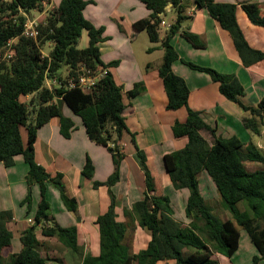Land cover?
Instances as JSON below:
<instances>
[{
	"label": "trees",
	"instance_id": "trees-1",
	"mask_svg": "<svg viewBox=\"0 0 264 264\" xmlns=\"http://www.w3.org/2000/svg\"><path fill=\"white\" fill-rule=\"evenodd\" d=\"M43 1L0 0V48L16 39L15 59L0 63V162L10 167L15 157L22 156L28 165V193L21 203L27 206L28 213L33 200V185L38 184L41 189L35 220L20 238L22 249L8 258L3 253L12 246L14 238L8 228L13 212H0V264H51L49 258L41 253L43 244L36 235L39 226L43 237L56 238L71 253L79 254L80 264H157L164 260H174L175 264H213L211 258L214 253L233 257L239 249L241 229L249 234L257 248L259 255L254 257L253 264L264 261V152L256 149L245 152L244 144L238 137L218 138L215 130L189 107V87L173 72V63L179 60V55L172 39L180 33L196 48L205 45L197 35L182 30V24L187 20L184 0H139L151 14L148 19L139 21L135 28L145 30L151 43H161L164 50L159 76L168 98L167 110L186 108L188 112L186 122H176L172 128L175 138L186 137L188 143L182 150L166 155L164 160L174 188L189 191L186 217L190 222L188 226H183L176 221L170 199L152 194V176L145 157L137 148L145 170L146 192L144 199L134 204L132 212L139 226L151 232L152 240L147 249L136 255L130 253L125 245L128 226L117 221L116 198L111 193L108 211L96 221L102 232L100 254L97 257L83 256L77 242V228H63L51 216V206L46 198L48 185L59 190L69 211L75 212L77 208L76 202L66 195L63 175L52 177L37 163V132L51 119L60 118L61 134L69 139L75 124L64 115L63 107L69 108L82 119L89 139L108 147L112 153L115 172L105 184L94 183L96 188L102 185L112 187L120 179L119 169L124 158L118 142L128 131L123 115L126 105L122 88L115 83L110 72H105L91 93L67 86L70 78L78 76L81 65L97 72L117 65L111 63L107 66L101 60L98 44L103 40L104 29L96 28L84 15L91 1L62 0L57 8L48 12L39 28V36L36 39L26 38L23 36L26 15L35 10L43 12ZM193 2L199 9H206L221 28L229 32L245 65L264 60V53L252 50L245 40L237 23L235 5L215 0ZM169 6L176 14V21L161 39L160 25ZM243 8L254 25L264 27V17L255 5H243ZM84 31L89 38L88 47L79 49ZM46 44H53V50L48 57H42V48ZM153 50L150 48L148 51ZM186 64L208 74L219 84L220 92L227 100L240 105L250 114L243 120L245 128L255 135L261 134L264 128V98L256 107H247L241 102L245 89L236 77L221 74L212 68ZM63 67L69 68L66 78L59 73ZM55 79L61 82V87L48 88L46 81ZM30 96L32 99L25 101ZM129 96L133 97L134 93ZM59 101L62 108H59ZM23 129L27 131L26 145L22 141ZM202 132L211 134L212 146ZM247 163L259 164L262 169L250 171ZM202 171L213 179L230 220L223 222L207 206L199 190L198 175ZM83 175L93 179L94 167L90 160L84 166Z\"/></svg>",
	"mask_w": 264,
	"mask_h": 264
},
{
	"label": "crops",
	"instance_id": "crops-1",
	"mask_svg": "<svg viewBox=\"0 0 264 264\" xmlns=\"http://www.w3.org/2000/svg\"><path fill=\"white\" fill-rule=\"evenodd\" d=\"M45 1L48 5L44 6L43 12L32 11L29 15L45 21L48 12L57 8L62 0ZM89 1L91 3L84 11L85 17L96 28L104 29L103 40L98 44L101 60L107 66L117 63L114 67L99 71L112 74L115 83L122 88L126 105L123 115L128 131L118 142L124 154L119 169L120 179L112 187L94 186L95 182L105 184L115 172L113 155L108 147L89 139L82 119L66 106V110L63 107V113L75 124L71 137L67 139L61 134L60 118L51 119L37 132L35 159L52 177L63 175L66 195L76 202V211H69L61 199L59 190L50 185L46 198L51 206V216L59 226L77 228V242L84 257H97L100 254L102 232L96 221L108 211L111 193L116 198L117 221L128 226L125 245L131 254L136 255L147 249L152 240L151 232L139 226L132 212L134 204L143 200L146 192L145 170L137 148L145 157L146 166L152 176V194L167 196L170 199L176 221L183 226H188L190 222L186 217L189 191L174 188L164 160L166 155L182 150L187 145L188 139L175 138L172 128L176 122L185 123L188 112L186 108L167 110L168 98L159 76L164 50L161 43H151L145 30L135 28L139 21L149 18L151 12L147 7L139 0ZM215 2L236 6L237 23L249 47L264 53V27L254 25L243 8V5H255L264 17V0ZM184 3L187 6V20L182 24V30L197 35L205 45L203 48H196L180 33L172 39V45L179 55V60L173 63V72L189 87V107L198 112L206 124L215 130L218 138L238 137L244 144L245 152L251 149L264 152V128L260 135L247 130L243 120L250 114L240 105L227 100L221 94L219 84L208 74L194 70L186 64L212 68L221 74L236 77L245 89L241 102L247 107H256L264 98V60L245 65L229 32L223 30L206 9H199L193 0H184ZM169 12H174L171 6L168 7ZM174 15L170 22L165 19L164 21L168 24L174 23L175 12ZM166 32L161 29V39ZM83 35L84 33L82 37ZM87 40L89 43V38ZM150 48L154 50L149 52ZM130 93H134V96L130 97ZM21 135L26 145L27 131L23 129ZM202 136L210 146L213 145V137L209 132H202ZM87 160H90L94 167L92 180L83 175ZM250 164L262 169L259 164ZM28 170L22 156L15 157V162L10 167L0 162V212H13V220L8 223V228L14 236L10 247L12 254L21 251L20 238L34 222L41 199L40 186L35 184L32 187L33 200L29 213L27 206L21 204L28 193ZM198 179L199 190L207 206L223 222L230 220L210 175L202 171ZM37 228L39 241H58L56 238L40 237L41 226ZM15 240L17 245H13ZM64 255L63 260L68 264L81 263L79 254L67 252ZM258 255L249 234L241 229L239 249L233 257L227 258L214 253L211 261L213 264H253L254 257ZM157 264H175V261L164 260ZM258 264H264V261Z\"/></svg>",
	"mask_w": 264,
	"mask_h": 264
},
{
	"label": "built area",
	"instance_id": "built-area-1",
	"mask_svg": "<svg viewBox=\"0 0 264 264\" xmlns=\"http://www.w3.org/2000/svg\"><path fill=\"white\" fill-rule=\"evenodd\" d=\"M45 2H46L45 0L42 2L43 7L48 5ZM37 12L39 13L40 11ZM44 22L45 21H42L37 17H32L29 14L26 15V22L24 25L23 36L26 38L36 39L39 36V28L41 25L44 24ZM160 27L161 29H165L167 31L171 28V24L162 21ZM15 44H16V39H13L10 40L5 47L0 48V63H4V62L9 63L15 59L16 56ZM42 57L45 56L42 54ZM79 68L80 69L78 70V76L70 78L67 82V86L69 88H78L82 90L84 93H91L96 87L98 81L104 77L105 72L93 71L90 70L89 68H86V66L84 65H81ZM46 86L50 89L53 87L60 88L61 82H59L57 79L47 80Z\"/></svg>",
	"mask_w": 264,
	"mask_h": 264
},
{
	"label": "rangeland",
	"instance_id": "rangeland-1",
	"mask_svg": "<svg viewBox=\"0 0 264 264\" xmlns=\"http://www.w3.org/2000/svg\"><path fill=\"white\" fill-rule=\"evenodd\" d=\"M174 16H175L174 12H169L165 16L164 19L167 22H170L174 18ZM83 33H84V35H83V37H81L80 42H79V47H78L79 49H85V48L88 47L87 32L84 31ZM52 50H53V44H46L42 48V54L45 57H48ZM59 73H60L62 78L68 77L69 68L63 67L60 70ZM31 99H32V96H30L29 99H25V101L27 100V102H29ZM65 110H66V107H65ZM23 135H25V132H23ZM247 168L250 171H254V170L260 169V166H259V168L258 167H254V166H252V164L248 163ZM36 231H39V229L37 228ZM41 236L42 235L40 234V237ZM15 244L17 245V240H15L13 245H15ZM42 244L43 245L41 247V253H42L43 256L49 258L51 264H68V262L64 261L63 259L65 258L64 254L67 253V252H70V251H68V249L65 248L59 241H53L52 243H49V242L46 241V243L42 242ZM11 254H12V250L10 248H8V249H6L4 251V255H5L6 258H8Z\"/></svg>",
	"mask_w": 264,
	"mask_h": 264
},
{
	"label": "water",
	"instance_id": "water-1",
	"mask_svg": "<svg viewBox=\"0 0 264 264\" xmlns=\"http://www.w3.org/2000/svg\"><path fill=\"white\" fill-rule=\"evenodd\" d=\"M59 108H62V103L59 101Z\"/></svg>",
	"mask_w": 264,
	"mask_h": 264
}]
</instances>
